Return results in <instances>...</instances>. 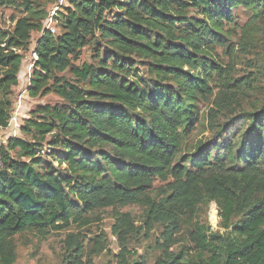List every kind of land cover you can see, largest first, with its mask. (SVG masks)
Returning a JSON list of instances; mask_svg holds the SVG:
<instances>
[{"label": "trees", "instance_id": "1", "mask_svg": "<svg viewBox=\"0 0 264 264\" xmlns=\"http://www.w3.org/2000/svg\"><path fill=\"white\" fill-rule=\"evenodd\" d=\"M49 5L57 7L53 15ZM238 6L254 10L244 32L250 38L264 0H0V128L14 113L34 32L28 95L60 98L38 104L22 136L0 144V264L16 262L18 235L71 230L100 209L129 204L145 207L148 230L163 227L155 264H264V106L245 113L247 127L229 119L182 153L214 77L228 90L246 81L225 75L214 51L225 45ZM3 8L21 14L12 29L2 25ZM49 17L59 33L46 27ZM90 44L97 63L77 64ZM211 202L225 232L197 220L193 247L173 249L181 219ZM129 217L117 213L120 239L131 229ZM66 246L67 264H76L83 243ZM107 264L147 263L124 245Z\"/></svg>", "mask_w": 264, "mask_h": 264}, {"label": "rangeland", "instance_id": "2", "mask_svg": "<svg viewBox=\"0 0 264 264\" xmlns=\"http://www.w3.org/2000/svg\"><path fill=\"white\" fill-rule=\"evenodd\" d=\"M59 2L67 3V0H59ZM48 7L53 15L57 7L54 5ZM20 15V12L15 8H3V27L12 29ZM192 15L194 14L192 13ZM234 15L235 22L225 27L227 31L223 38L225 45L217 46L214 51L217 63L228 68L225 75H231L233 79L244 77L243 79L246 81L241 88L234 89L232 87L228 90L223 77H214L210 84L212 94L207 100L199 102L198 124L188 136L184 137L182 153L194 152L197 144L214 137L211 127L223 125L229 119L236 121L237 125L247 127L251 119L242 122L245 113L261 109L264 106V13L261 18L257 17L258 28L250 38L244 37V32L254 22V17H256L254 10L238 6L234 9ZM45 24L53 32L59 33L61 30L50 17ZM39 36L40 34L37 32L32 34L28 50L24 52L19 85L14 88L13 94L16 118L14 115L15 119L10 127L0 129V144L7 143L11 137L22 136L21 125L30 111L38 104L54 103L60 100L55 94L42 98H31L26 91L36 59L34 50ZM96 49L92 44L85 46L77 64L83 62L96 64L98 61ZM103 56L102 50L100 57ZM259 70L262 71L261 74L256 72ZM246 82L253 85L248 87ZM118 212L128 213L130 216L131 229L127 235H123L124 239H120L113 231ZM145 214V207L139 204L119 206L118 210L107 207L90 214L87 224L78 225L71 230L45 234L29 230L16 237L17 259L14 264H67L70 255L66 246L68 240H78L83 243V250L80 257L77 258L76 264H107L115 259L124 245L131 252L133 259L145 261L147 264H155L162 252L156 240L161 239L163 227L156 224L151 230H148L144 224ZM197 220L208 223L214 232H225L222 219L219 216V208L215 202H211L201 208L198 216L181 219L180 229L174 236L173 249L179 250L184 244L193 247L189 236ZM70 235L74 236L70 237Z\"/></svg>", "mask_w": 264, "mask_h": 264}, {"label": "built area", "instance_id": "3", "mask_svg": "<svg viewBox=\"0 0 264 264\" xmlns=\"http://www.w3.org/2000/svg\"><path fill=\"white\" fill-rule=\"evenodd\" d=\"M27 91V90H26ZM20 109L18 108V111H19ZM14 115H15V118H16V113L14 112L13 113V115H12V117H11V119H10V121H9V124H8V126L7 127H5L6 129L8 128V127H10L11 126V124H12V121H14ZM5 128H0V129H5ZM0 166H1V160H0Z\"/></svg>", "mask_w": 264, "mask_h": 264}, {"label": "water", "instance_id": "4", "mask_svg": "<svg viewBox=\"0 0 264 264\" xmlns=\"http://www.w3.org/2000/svg\"><path fill=\"white\" fill-rule=\"evenodd\" d=\"M37 58V57H36Z\"/></svg>", "mask_w": 264, "mask_h": 264}]
</instances>
